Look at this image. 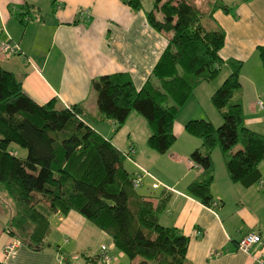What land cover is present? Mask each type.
<instances>
[{
    "label": "crops",
    "instance_id": "crops-1",
    "mask_svg": "<svg viewBox=\"0 0 264 264\" xmlns=\"http://www.w3.org/2000/svg\"><path fill=\"white\" fill-rule=\"evenodd\" d=\"M222 3L227 12L215 10L205 25L211 30L218 26L225 33L219 58L242 63L244 124L264 136V68L257 54V47L264 46V0ZM146 11H133L121 0H0V46L11 40L19 49L11 57L0 56V65L16 77L23 92L38 105L54 99L65 107L79 105L91 129L123 153L126 147L129 149L125 168L129 164L134 171H128L134 175L139 168L147 173L137 191L154 204L162 192L169 195L158 222L188 238L189 264H264V163L259 165L260 183L245 188L231 182L224 158L216 164L213 154L221 152L215 149L211 155L214 180L210 189L215 207H207L187 193V186L201 174L189 159L194 150L201 148V141L188 135L184 125L198 119L219 124L220 117H208L201 109L179 124L176 117V140L167 153L158 154L149 148L139 150L136 144L137 126L143 131L139 138L143 146H147L151 134L140 115L136 117L132 112L117 135L120 129L115 123L98 113L92 80L124 73L139 91L167 46L166 38L147 23ZM222 69L225 76L198 86L190 98L192 102L199 103L201 95L203 102L212 107L211 95L230 73L228 66ZM11 150L25 157L19 154L22 149L12 146ZM12 215V203L1 195L0 264H103L102 249L110 258L108 264H140V259L129 260L109 235L74 211L48 217V246L33 250L19 243L15 252L6 256L4 247L14 240L8 231ZM248 233L259 235L261 242L244 253L238 250V242Z\"/></svg>",
    "mask_w": 264,
    "mask_h": 264
},
{
    "label": "trees",
    "instance_id": "trees-1",
    "mask_svg": "<svg viewBox=\"0 0 264 264\" xmlns=\"http://www.w3.org/2000/svg\"><path fill=\"white\" fill-rule=\"evenodd\" d=\"M133 11L142 0H121ZM203 11L187 0H154L146 11L147 23L167 40L150 77L137 91L124 73L100 76L91 82L101 118L120 129L132 112L146 121L151 134L147 147L165 154L176 140L174 122L180 109L203 83L213 81L223 66L230 69L210 97L222 123L189 120L185 132L201 141L190 161L201 171L187 193L207 207L214 180L212 152L225 159L231 182L248 188L260 183L264 163V136L244 124L240 71L242 63L222 61L225 42L220 27L203 22L212 13L227 12L222 0H208ZM264 68V46L257 47ZM79 105L62 106L57 100L43 105L32 101L16 77L0 65V196L12 203L9 234L33 250L48 246V217L77 212L113 240L129 260L140 264H189L188 238L177 229L163 227L158 214L169 195L162 192L154 204L135 187L137 176L125 168L130 152L123 153L91 129ZM26 151L17 156L11 147ZM240 149L233 152V149Z\"/></svg>",
    "mask_w": 264,
    "mask_h": 264
},
{
    "label": "rangeland",
    "instance_id": "rangeland-1",
    "mask_svg": "<svg viewBox=\"0 0 264 264\" xmlns=\"http://www.w3.org/2000/svg\"><path fill=\"white\" fill-rule=\"evenodd\" d=\"M189 2H191L192 4L196 5L197 7H199L200 9H202L203 11H205L208 7V3L209 1L208 0H188ZM226 3L228 1H233V0H224ZM235 1V0H234ZM153 2L154 0H142V4H143V8L147 11L151 10L152 8V5H153ZM229 4V3H228ZM204 25H205V22H203ZM223 71L224 69H222V71L219 73L218 75V78H222L225 76V73L224 75L223 74ZM227 73V72H226ZM198 101L199 103H195V102H192V100L190 99L189 102H187L185 105H184V108L181 110V112L177 115V117H179L177 119V124L181 123V120L185 119V117H190L194 114V112H199L198 109H201L202 111H205L207 113V116L208 117H220V115L218 114V112L213 108H209V104H207V101H204L203 102V99H202V96L199 95L198 96ZM210 109V110H209ZM212 109V110H211ZM212 111V112H211ZM209 113H214V116L213 115H208ZM133 115H135L136 117H140L139 114H137L136 112H133ZM182 117V118H180ZM221 123L219 124H213L214 127H218L220 126ZM136 126V123L135 125ZM121 129L119 131H116V134L118 135L120 133ZM135 132V137H137V145L139 146V150L141 149H148V147L146 148L145 146H143V144H141V140H139V138L141 139V134L143 133L142 129L140 128V126H137L134 130ZM121 134V133H120ZM134 138V135H132V139ZM239 146L235 147V150L238 149ZM125 153H128L129 149L126 147L125 149ZM234 150V151H235ZM19 151V154L21 156H26V151L25 150H18ZM149 151V150H147ZM213 158H214V161L217 163H219V161H222L223 160V155L221 156V154L219 152H215L213 154ZM261 165H264V164H261ZM126 168L127 170L129 171H134L133 168L129 165V164H126ZM138 169V168H137ZM139 169H140V173H139ZM138 169V173H135V176H139L141 178H143L145 175H147L146 171H144L143 169L139 168ZM142 191V190H140Z\"/></svg>",
    "mask_w": 264,
    "mask_h": 264
},
{
    "label": "built area",
    "instance_id": "built-area-1",
    "mask_svg": "<svg viewBox=\"0 0 264 264\" xmlns=\"http://www.w3.org/2000/svg\"><path fill=\"white\" fill-rule=\"evenodd\" d=\"M18 50L19 49L16 43L12 42L11 40H7L4 43H2L0 46V56L11 57L13 55H16L18 53ZM258 106L262 109L263 103L259 101ZM141 183H142V178L137 176L134 181V186L138 187L141 185ZM152 187L156 188L157 185L154 184ZM200 234H201L200 232H197V235H200ZM260 242H261V238L259 237V235L255 233H248L239 240L238 250L241 252L247 253L252 246L256 244H260ZM18 245H19V242L13 240V242H11L10 244L4 247V254L6 256L12 255L15 252ZM100 257H101V262L103 264L109 263L110 258L105 249H102Z\"/></svg>",
    "mask_w": 264,
    "mask_h": 264
}]
</instances>
